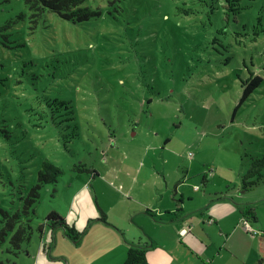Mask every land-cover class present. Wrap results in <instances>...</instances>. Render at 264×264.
<instances>
[{
  "label": "rangeland",
  "instance_id": "1",
  "mask_svg": "<svg viewBox=\"0 0 264 264\" xmlns=\"http://www.w3.org/2000/svg\"><path fill=\"white\" fill-rule=\"evenodd\" d=\"M175 2L85 0L100 15L72 23L48 11L33 16L24 0H0V26L13 20L0 31L1 207H16L17 191L25 193L36 183L39 164L47 158L64 172L57 184L41 188L34 224L50 212L71 223L81 206L98 213L103 200L96 201L92 186L98 198L102 192L117 198L103 181L114 176L127 191L122 182L132 170L126 161H134L127 149L134 145L145 164H155L146 175L150 182L134 186L132 196L151 200L150 187L163 190L166 183L174 194L175 184H182L188 199L195 198L187 204L194 213L208 207L202 192L223 193L264 156V80L236 108L242 91L236 75L245 79L251 70L264 79V39L246 35L256 4L218 33L223 20L202 12L180 15ZM67 113L75 118L72 139L71 122L59 123ZM79 163L96 164L99 178L89 182L87 175L71 172ZM252 189L227 190L232 192L227 199L239 209L252 207L262 226L248 228L246 218L230 210L213 228L216 248L197 257L174 239L150 252L155 264L164 256L169 264H256L251 234L264 233V186ZM12 190L16 203H10ZM41 237L34 230L24 247L30 255L22 251L14 260L35 264L38 257L44 261L37 264H54L50 255H37ZM7 238L0 244V264L10 255ZM70 244L59 231L51 250L69 257L70 264H88L90 253L98 264L95 246Z\"/></svg>",
  "mask_w": 264,
  "mask_h": 264
},
{
  "label": "crops",
  "instance_id": "2",
  "mask_svg": "<svg viewBox=\"0 0 264 264\" xmlns=\"http://www.w3.org/2000/svg\"><path fill=\"white\" fill-rule=\"evenodd\" d=\"M137 149H140V147L135 148L134 145L129 146V149H127V154L134 157L133 162L130 160L126 161V164L132 170L130 171L129 177H124L122 182L123 188L127 191L122 189V186L115 180L116 177L114 176L113 178L107 177L103 181L106 186L109 187L110 194L116 193L117 198L104 197L103 192L99 194L98 198L96 195V188L92 186L96 201L100 198L103 200L99 206L100 208H97L98 213L94 208L81 206V210H76V217L72 219L71 223L68 222L69 218H64L68 224H72L74 228L81 233L79 239L77 241H71L64 235L61 228L53 230L50 235L49 229L46 228L40 239L38 256L42 253L44 255H50V257L53 258L52 261L54 264H59L57 262H60V259H64L66 264H70L69 257L64 254H57L55 250H51L58 236V232L61 231L63 236L68 241L72 242L70 246L73 249L83 247L86 242L91 246H95L98 249V251L94 253L95 257H97L95 260H98V264H122L130 245L145 248L147 263L155 264V256L150 252L161 246H167L169 243H172L174 239H177L178 244L190 251L192 255L196 254L197 257H199L198 255L203 249L211 250L212 246L216 248L217 241L216 237L214 238L213 228L220 227L218 222L220 216L225 215L230 210H237L238 216L243 218L241 209L245 206L239 209L240 207L233 206L227 199L231 198L232 192L230 191L238 192L240 183L231 184L233 190L228 191L222 199L216 198L218 193L222 192H202V196L200 197L203 202L202 204L208 205V207L207 209L204 208L198 211L197 208L194 213H191L192 211L187 207V204L193 202L195 198L188 199L187 194L183 193L181 190L182 184H175L174 194L168 192L167 184L165 183L163 190H159L160 188L158 186H155V188L150 187V191L154 192V197H152L151 200L134 198L131 193L133 187L139 186L142 188L150 182L146 180V175L152 174L151 168L154 167L155 164L153 161L152 167L145 164L143 155L139 156V153H137L139 151ZM101 156L103 157V154ZM120 158L121 157L117 156L113 160H119ZM244 174L245 172L242 175ZM87 176L89 182L99 178L98 171L96 176L92 174H87ZM240 177L241 175H239V179ZM141 178H143L144 181H142ZM201 185H203L202 188H204L206 184L201 182ZM227 187L228 186H225V189ZM156 191H160V194H156ZM175 198L177 200H175ZM232 198L234 199V197ZM126 199H129L135 207L129 205ZM172 201H175L176 204H173ZM236 203L238 204L241 202L237 201ZM70 207L74 209L73 202ZM102 214L105 215L106 221H109L111 224L108 225V223L101 221ZM258 216L259 215L255 213V222L246 218L248 222L245 221V224H248V228L262 226V217ZM172 228L174 230L173 233L170 231ZM156 232H158V234ZM256 235L257 234L253 233L252 237L254 242V261L257 264ZM89 254L90 253L86 254L85 259L88 260V264H92L91 258L87 256ZM38 261L40 260L36 257L34 263L37 264ZM161 261L162 264H169L167 256L162 257Z\"/></svg>",
  "mask_w": 264,
  "mask_h": 264
},
{
  "label": "trees",
  "instance_id": "3",
  "mask_svg": "<svg viewBox=\"0 0 264 264\" xmlns=\"http://www.w3.org/2000/svg\"><path fill=\"white\" fill-rule=\"evenodd\" d=\"M85 0H24L25 4L32 11L33 16H40L45 14L47 11L56 14L65 21L72 23H82L89 20L92 17L100 15V11L92 9L90 6L85 5ZM176 1L172 3L175 5L176 12L180 15L197 14L199 12L204 13L208 18L211 15L218 17L221 21L223 20V27L217 32L223 33L225 26L230 22L238 23L237 16L243 9H251L253 4H256V9L253 14H257L255 22L251 25V30L245 31L246 35L250 39L258 38L260 42L264 39V0H168ZM244 4V5H243ZM20 18L23 15L19 16ZM13 20H10L0 26V31L8 29ZM235 36H240L236 33ZM244 64V62H243ZM248 77L242 79L239 75H236L242 89L241 95L236 105V108L240 107L245 100L257 89L263 82V78L251 70H247ZM151 102V100H149ZM71 109V107H70ZM66 118L59 119V123L66 121L71 122L72 130L69 136L74 138L72 133H77L75 127V118L67 113ZM58 116H62L59 114ZM61 125V124H60ZM76 130V131H75ZM264 156L260 159L253 160L250 167L246 169L244 176H241V182L238 187L244 192L253 190L252 188H261L264 186ZM71 172L77 174H92L97 175L96 164H74ZM63 170L60 166L56 165L51 160L44 158L36 172V183L30 186L26 192H20V196L16 197L18 200L15 208H3L0 206V244L3 243L7 238L8 248L6 249L9 256L6 257V264H19L14 259H18L22 251L29 254L25 247L29 243L33 231L36 230L40 234V237L44 233L45 229L48 228L50 235L53 230L62 228L64 235L71 241H77L81 235L72 224H68L67 221L62 218L57 212H50L45 216L43 223L34 224L33 220L36 216L35 205L40 199V190L46 185L57 184ZM252 180V181H251ZM13 188H16L12 184ZM203 187V185H202ZM251 189V190H250ZM227 190H233V188H226V191L218 194L217 199L224 197ZM255 190V189H254ZM242 192V193H244ZM12 199L10 203H16L14 196L15 193L11 192ZM149 212V211H147ZM241 215L243 218H248L252 222H255V212L250 206H245L241 209ZM101 221L106 223L105 215H101ZM248 222L247 219H245ZM247 224V223H246ZM253 235V234H252ZM256 241V256L257 264H264V233L255 236ZM122 264H148L146 260V249L136 245H130L126 252L125 260Z\"/></svg>",
  "mask_w": 264,
  "mask_h": 264
},
{
  "label": "built area",
  "instance_id": "4",
  "mask_svg": "<svg viewBox=\"0 0 264 264\" xmlns=\"http://www.w3.org/2000/svg\"><path fill=\"white\" fill-rule=\"evenodd\" d=\"M248 226V224H246ZM249 227V226H248Z\"/></svg>",
  "mask_w": 264,
  "mask_h": 264
},
{
  "label": "water",
  "instance_id": "5",
  "mask_svg": "<svg viewBox=\"0 0 264 264\" xmlns=\"http://www.w3.org/2000/svg\"><path fill=\"white\" fill-rule=\"evenodd\" d=\"M62 229V228H61Z\"/></svg>",
  "mask_w": 264,
  "mask_h": 264
}]
</instances>
